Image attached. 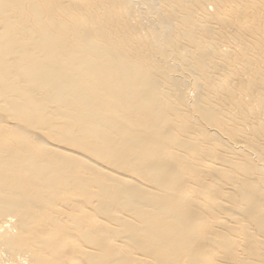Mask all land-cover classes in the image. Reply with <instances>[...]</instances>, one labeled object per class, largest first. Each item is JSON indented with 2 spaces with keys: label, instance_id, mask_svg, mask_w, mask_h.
<instances>
[{
  "label": "bare ground",
  "instance_id": "obj_1",
  "mask_svg": "<svg viewBox=\"0 0 264 264\" xmlns=\"http://www.w3.org/2000/svg\"><path fill=\"white\" fill-rule=\"evenodd\" d=\"M0 264H264V0H0Z\"/></svg>",
  "mask_w": 264,
  "mask_h": 264
}]
</instances>
